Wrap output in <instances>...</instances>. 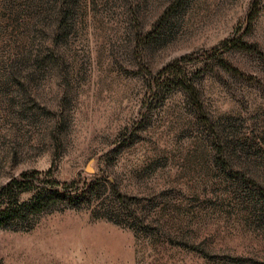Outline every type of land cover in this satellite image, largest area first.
I'll return each instance as SVG.
<instances>
[{
	"label": "rangeland",
	"instance_id": "374dc122",
	"mask_svg": "<svg viewBox=\"0 0 264 264\" xmlns=\"http://www.w3.org/2000/svg\"><path fill=\"white\" fill-rule=\"evenodd\" d=\"M262 186L264 0H0V264H264Z\"/></svg>",
	"mask_w": 264,
	"mask_h": 264
},
{
	"label": "trees",
	"instance_id": "16d2710c",
	"mask_svg": "<svg viewBox=\"0 0 264 264\" xmlns=\"http://www.w3.org/2000/svg\"><path fill=\"white\" fill-rule=\"evenodd\" d=\"M179 72V71H178ZM172 74V73H171ZM176 75H174V80H178V75H179V73H175ZM180 82V81H179ZM194 90V89H193ZM195 91V93H197V91L196 90H194ZM195 93H192V94H194L193 96H194V100L196 101V99L198 98L197 97V95L195 94ZM199 104V103H198ZM200 105V104H199ZM205 120V119H204ZM205 122V121H204ZM205 124H207L206 122H205ZM210 130H215V128L213 127V126H211V129ZM227 153L229 154H231V149H230V147H228L227 145H224L223 144V142H222V144L220 143L219 144V147H218V151H217V156L219 157V161L221 160V161H227V159L229 158L228 157V155H227ZM254 179V178H253ZM18 181L17 180H12V182H10V184H9V186H7L5 189H11V187L13 186V183L15 184V183H17ZM262 189H263V191H264V186H262L261 187ZM5 189H4V192L3 193H0V199L1 198H3L2 200H4V203L2 204V205H0V208L1 207H4L3 209H1V212L0 213H5V211H7V210H9V206H10V202L12 201V199H13V195L12 194H10V192H7V190H6V192H5ZM10 194V195H9ZM249 195H253V196H256V197H258V196H261L262 198H264V194H260V193H258V191H255V190H251L250 191V193H249ZM264 201V200H263ZM129 213V215H131V216H133V214L134 213H130V212H128ZM262 215H263V217H264V213H262Z\"/></svg>",
	"mask_w": 264,
	"mask_h": 264
}]
</instances>
